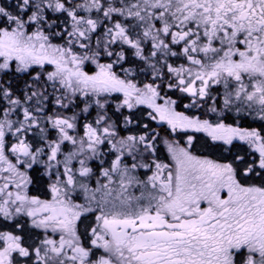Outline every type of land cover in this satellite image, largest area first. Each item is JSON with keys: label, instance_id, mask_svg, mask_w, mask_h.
Here are the masks:
<instances>
[{"label": "snow or ice", "instance_id": "6c2138e0", "mask_svg": "<svg viewBox=\"0 0 264 264\" xmlns=\"http://www.w3.org/2000/svg\"><path fill=\"white\" fill-rule=\"evenodd\" d=\"M0 264H264V0H0Z\"/></svg>", "mask_w": 264, "mask_h": 264}]
</instances>
